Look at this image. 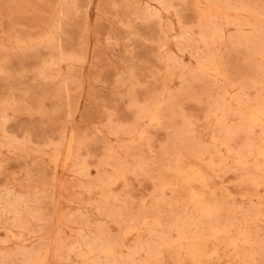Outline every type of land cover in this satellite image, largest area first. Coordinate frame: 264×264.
Masks as SVG:
<instances>
[{
    "label": "rangeland",
    "instance_id": "rangeland-1",
    "mask_svg": "<svg viewBox=\"0 0 264 264\" xmlns=\"http://www.w3.org/2000/svg\"><path fill=\"white\" fill-rule=\"evenodd\" d=\"M262 111L264 0H0V264H264Z\"/></svg>",
    "mask_w": 264,
    "mask_h": 264
},
{
    "label": "bare ground",
    "instance_id": "bare-ground-1",
    "mask_svg": "<svg viewBox=\"0 0 264 264\" xmlns=\"http://www.w3.org/2000/svg\"><path fill=\"white\" fill-rule=\"evenodd\" d=\"M252 12H253V11H252ZM202 17H203V16H202ZM202 20H203V18H202ZM207 22H208V21H207ZM202 30H203V29H202ZM202 34H203V32H202ZM201 37H202V36H201ZM201 42H202V39H201ZM203 46H205V45L203 44ZM208 49H209V48H208ZM217 67H218V65H217ZM202 69H203V68H202ZM205 70H206V69H205ZM203 71H204V70H203ZM208 71H209V70H208ZM218 71H220L219 68H218ZM211 72H212V71H211ZM180 77H181V76H180ZM217 77H218V75H217ZM219 83H220V82H219ZM224 84H225V82H224ZM258 112H259V111H258ZM262 112H263V111H262ZM260 113H261V112H260ZM263 114H264V112H263ZM250 115H251V114H250ZM250 115H249V116H250ZM254 115H255V114H254ZM256 116H257V113H256ZM250 117H251V116H250ZM250 117H249V118H250ZM253 117H254V116H253ZM153 118H154V117H153ZM254 118H255V117H254ZM258 118H259V117L257 116V118H256L257 120L254 119V123H256L255 121L258 122ZM218 120H219V119H218ZM249 120H250V119H249ZM261 120L263 121L262 118H261ZM262 121L259 120V122H262ZM251 123H252V118H251ZM256 124H257V123H256ZM246 128H248V125H247ZM262 150H264V149H262ZM214 153H215V151H214ZM262 156H264V155H262ZM176 157H177V156H176ZM228 158H229V157H228ZM171 159H172V158H171ZM174 160H175V159H174ZM169 162H170V161H169ZM217 163H218V162H217ZM217 163H215V164H217ZM179 165H180V164H179ZM205 166H206V164H205ZM206 169H207V168H206ZM195 170H196V168H195ZM257 170H258V169H257ZM253 172H254V170H253ZM259 172H260V170H259ZM206 173H207V172H206ZM262 173H263V172H262ZM185 174H186V173H185ZM197 174H198V173H197ZM199 174H200V173H199ZM200 176H201V175H200ZM194 178L197 179V176H195V177L193 176V177H192L193 180H195ZM189 179H191V178H189ZM197 180L200 181V180H202V178L199 177V179H197ZM204 180H205V179H204ZM184 181H185V180H184ZM186 182H188V180H187ZM189 182H190V180H189ZM193 182H194V181H193ZM193 182H192V183H193ZM196 183H197V181H196ZM200 183H201V182H200ZM206 183H207V181H206ZM193 184H195V182H194ZM193 184H192V185H193ZM201 184H202V183H201ZM207 184H208V183H207ZM192 185H191V186H192ZM203 185H204V184H203ZM200 186H201V185H200ZM204 186H205V188H206V184H205ZM198 187H199V186H198ZM208 188H209V187H208ZM208 188H207V189H208ZM158 189H159V188H158ZM209 189H210V188H209ZM209 189L207 190L208 192L211 191V192L214 193V191H212L211 189L209 190ZM209 193H210V192H209ZM157 194H158V193H157ZM190 194H191V193H190ZM194 194H195V193H194ZM195 195H196V194H195ZM195 195H194V199H195ZM192 196H193V191H192ZM181 199H182V198H181ZM197 199H198V198H197ZM197 199H196V200H197ZM201 199H202V198H201ZM199 201H200V200H199ZM166 204H167V203H166ZM200 204H201V202H200ZM167 208H168V207H167ZM209 208H210V207H209ZM209 212H210V213H208L207 210H206V213H207L208 215L211 214V211H209ZM212 213H213V212H212ZM150 214H151V213H150ZM160 214H161V213H160ZM186 214H187V213H186ZM176 215H177V214H176ZM176 215H175V216H176ZM149 219H150V218H149ZM138 221H139V220H138ZM197 222H198V221H197ZM178 223H179V222H178ZM133 225H134V224H133ZM224 225H225V224H224ZM147 226H148V225H147ZM134 227H136V226H134ZM139 227H140V226H139ZM136 228H137V227H136ZM214 229H215V227H214ZM130 230H131V229H129V232H130ZM136 230H137V229H136ZM217 230H219V229H217ZM237 230H238V229H237ZM133 231H135V230H133ZM148 231H149V230H148ZM148 231L146 230V232H148ZM253 231H254V230H253ZM216 233H217V234H220V233H218V231H217ZM127 234H129V233L127 232ZM211 234H213V233H211ZM250 234H251V233H250ZM184 235H185V234H184ZM129 236H130V235H129ZM251 236H252V235H251ZM248 237H249V236H248ZM250 238H252V237H250ZM181 239H182V238H181ZM247 239H248V238H247ZM136 240H137V239H136ZM251 241H252V240H251ZM153 242H154V241H153ZM222 242H223V241H222ZM248 242H249V241H248ZM236 243H237V242H236ZM139 244H140V243H139ZM249 244H250V243H249ZM254 244H255V243H254ZM250 245H251V244H250ZM261 245H262V243H261ZM193 249H194V248H193ZM191 250H192V249H191ZM191 250H190V251H191ZM195 250H196V249H195ZM193 251H194V250H193ZM193 251H192V253H193ZM196 251H197V250H196ZM197 252H198V251H197ZM204 252H205V251H204ZM251 252H252V251H251ZM103 253H104V252H103ZM107 253H108V251H107ZM194 253H195V252H194ZM246 253H247V252H246ZM255 253H256V252H255ZM190 254H191V253H190ZM198 254H199V255H198ZM247 254H248V253H247ZM106 255H107V254H106ZM190 256H191V255H190ZM190 256H189V257H190ZM196 256L199 257V256H200V252L197 253ZM252 256H253V255H252ZM194 257H195V256H194ZM192 259H193V257H192ZM194 260L197 261V257L194 258ZM252 260L254 261V259H252ZM194 262H195V261H194ZM254 262H255V261H254Z\"/></svg>",
    "mask_w": 264,
    "mask_h": 264
}]
</instances>
